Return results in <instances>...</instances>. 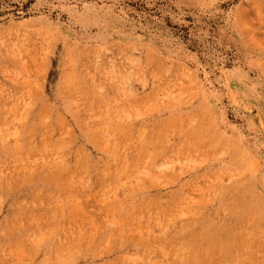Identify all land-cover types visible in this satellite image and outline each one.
I'll return each mask as SVG.
<instances>
[{"label":"rangeland","instance_id":"374dc122","mask_svg":"<svg viewBox=\"0 0 264 264\" xmlns=\"http://www.w3.org/2000/svg\"><path fill=\"white\" fill-rule=\"evenodd\" d=\"M0 264H264V0H0Z\"/></svg>","mask_w":264,"mask_h":264}]
</instances>
